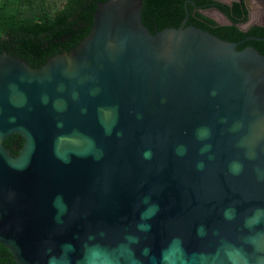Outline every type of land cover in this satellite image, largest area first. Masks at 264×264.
<instances>
[{
    "label": "water",
    "instance_id": "95a60500",
    "mask_svg": "<svg viewBox=\"0 0 264 264\" xmlns=\"http://www.w3.org/2000/svg\"><path fill=\"white\" fill-rule=\"evenodd\" d=\"M95 4L39 67L0 51V244L17 264H264V55L237 49L262 38Z\"/></svg>",
    "mask_w": 264,
    "mask_h": 264
},
{
    "label": "trees",
    "instance_id": "16d2710c",
    "mask_svg": "<svg viewBox=\"0 0 264 264\" xmlns=\"http://www.w3.org/2000/svg\"><path fill=\"white\" fill-rule=\"evenodd\" d=\"M96 1L105 0H0V51L23 58L32 67L41 66L48 57L67 51L89 32ZM142 21L153 33L164 27H178L185 16L186 0H141ZM197 5L206 6L213 0H191ZM231 21V24L219 25L213 19L198 12L192 13L193 5L187 2V25H195L219 38L239 41L244 36L254 33L264 36V30L254 28L242 31L237 24L246 20V14L239 3L230 8L221 3L216 4ZM158 25L152 23V18ZM263 41L253 40L244 44H252L262 55ZM23 138L19 134H11L3 144L15 156L22 147Z\"/></svg>",
    "mask_w": 264,
    "mask_h": 264
},
{
    "label": "flooded vegetation",
    "instance_id": "af4514ba",
    "mask_svg": "<svg viewBox=\"0 0 264 264\" xmlns=\"http://www.w3.org/2000/svg\"><path fill=\"white\" fill-rule=\"evenodd\" d=\"M185 2H184V7H185V4L187 5L188 1L186 0ZM217 3L218 2L213 1L212 3L210 2L206 6L197 5V4H195V2H194V4L191 3L194 6L193 7L194 9H193L192 13L194 14L195 12H198L200 14H203L206 17H209L203 11L207 10V9H212V7H214L213 5H216ZM219 3H221L224 6H228L230 8L233 6V3L241 4V6L243 7V9L245 11V14H246V20L238 23L237 25H241L244 22L248 21L250 19L251 11L253 10V14L255 15L254 16V20L250 21V23L245 28H241L242 31L248 32V31H250V30H252L254 28H261L262 30H264V0H230L229 2L220 1ZM210 19H212V18H210ZM215 22H217V21H215ZM152 23L155 26L158 25L157 20L155 19V17L152 18ZM217 24L225 25V24L219 23V22H217ZM250 36L259 37V38H262V39H247V40H244L243 42H241V44H243L245 42H252L253 40H257V41L261 40L263 42L260 45L264 49V36H258V35L254 34V33H250L247 36H244L243 38H241L239 41L243 40L244 38L250 37ZM239 41H236V42H239ZM245 46H252V44H244V47ZM0 264H17L15 262L13 256H12V254L10 253V251L5 246H3L1 244H0Z\"/></svg>",
    "mask_w": 264,
    "mask_h": 264
},
{
    "label": "rangeland",
    "instance_id": "374dc122",
    "mask_svg": "<svg viewBox=\"0 0 264 264\" xmlns=\"http://www.w3.org/2000/svg\"><path fill=\"white\" fill-rule=\"evenodd\" d=\"M52 1V0H51ZM57 3H56V5L58 4H60V2H61V0H55Z\"/></svg>",
    "mask_w": 264,
    "mask_h": 264
},
{
    "label": "clouds",
    "instance_id": "9594fccd",
    "mask_svg": "<svg viewBox=\"0 0 264 264\" xmlns=\"http://www.w3.org/2000/svg\"><path fill=\"white\" fill-rule=\"evenodd\" d=\"M164 259V257H163V254H162V260Z\"/></svg>",
    "mask_w": 264,
    "mask_h": 264
}]
</instances>
